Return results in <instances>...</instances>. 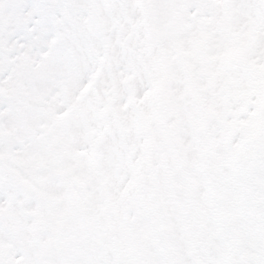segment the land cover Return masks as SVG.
I'll return each instance as SVG.
<instances>
[{
    "label": "snow or ice",
    "instance_id": "1",
    "mask_svg": "<svg viewBox=\"0 0 264 264\" xmlns=\"http://www.w3.org/2000/svg\"><path fill=\"white\" fill-rule=\"evenodd\" d=\"M0 264H264V0H0Z\"/></svg>",
    "mask_w": 264,
    "mask_h": 264
}]
</instances>
